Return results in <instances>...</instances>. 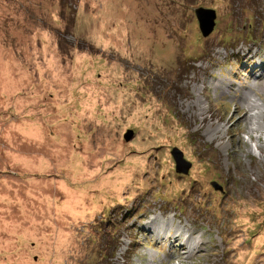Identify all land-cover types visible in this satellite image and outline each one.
<instances>
[{"label": "rangeland", "instance_id": "374dc122", "mask_svg": "<svg viewBox=\"0 0 264 264\" xmlns=\"http://www.w3.org/2000/svg\"><path fill=\"white\" fill-rule=\"evenodd\" d=\"M0 264H264V0H0Z\"/></svg>", "mask_w": 264, "mask_h": 264}, {"label": "water", "instance_id": "95a60500", "mask_svg": "<svg viewBox=\"0 0 264 264\" xmlns=\"http://www.w3.org/2000/svg\"><path fill=\"white\" fill-rule=\"evenodd\" d=\"M194 14L198 20V28H200L201 34L207 35L213 30V26L215 23V10L208 7H197L194 9ZM124 139L126 142H128L129 139L133 137V131L131 129H127V131L123 134ZM170 155L173 158L174 167L177 173L186 175L190 169L191 163L184 158L181 151L174 146L170 150ZM212 184L221 189L215 182H212Z\"/></svg>", "mask_w": 264, "mask_h": 264}, {"label": "bare ground", "instance_id": "6f19581e", "mask_svg": "<svg viewBox=\"0 0 264 264\" xmlns=\"http://www.w3.org/2000/svg\"><path fill=\"white\" fill-rule=\"evenodd\" d=\"M243 115H244V116H246L247 114H246V113H244Z\"/></svg>", "mask_w": 264, "mask_h": 264}]
</instances>
